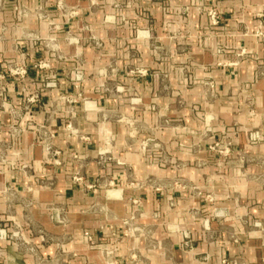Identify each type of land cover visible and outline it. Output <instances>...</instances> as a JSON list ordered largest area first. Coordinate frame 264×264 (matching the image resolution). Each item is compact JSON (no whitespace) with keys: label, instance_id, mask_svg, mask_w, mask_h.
Wrapping results in <instances>:
<instances>
[{"label":"crops","instance_id":"obj_1","mask_svg":"<svg viewBox=\"0 0 264 264\" xmlns=\"http://www.w3.org/2000/svg\"><path fill=\"white\" fill-rule=\"evenodd\" d=\"M223 259L264 264V0H0V264Z\"/></svg>","mask_w":264,"mask_h":264},{"label":"built area","instance_id":"obj_2","mask_svg":"<svg viewBox=\"0 0 264 264\" xmlns=\"http://www.w3.org/2000/svg\"><path fill=\"white\" fill-rule=\"evenodd\" d=\"M208 15H209V17L211 19V23L213 25L219 24L220 15L218 14L216 9H214V8L208 9ZM243 54H245V51H242V54H240V55H243ZM8 74L10 76L25 78L28 75V69L24 65L13 64L8 68ZM51 85H55V81L54 82H48L45 84L46 87L51 86ZM69 101H74V100L70 99ZM249 135H250V140L253 143H256V141L261 140V134L258 131H251ZM133 202L137 203L138 199H133ZM185 243L187 245H189L188 241H186ZM222 264H228V259H223Z\"/></svg>","mask_w":264,"mask_h":264},{"label":"rangeland","instance_id":"obj_3","mask_svg":"<svg viewBox=\"0 0 264 264\" xmlns=\"http://www.w3.org/2000/svg\"><path fill=\"white\" fill-rule=\"evenodd\" d=\"M96 44H100V42H96ZM149 74V72L147 71V70H145V69H136V70H129L128 71V75H129V78H135V77H138V76H147ZM82 79V74H80V73H78L77 74V80H81ZM51 82H54V81H51ZM55 85H56V83H55ZM55 85H51V87H55ZM48 87H50V86H48ZM115 90H118V88L117 89H115ZM119 91V90H118ZM70 99H68V101H69ZM249 137H250V135H249ZM261 140H262V136H261ZM260 140V141H261ZM260 141H256V143H258V142H260ZM253 143V142H252ZM229 144V143H228ZM134 203V202H133ZM135 204V203H134ZM262 224L260 223V222H257L256 223V227H259V226H261Z\"/></svg>","mask_w":264,"mask_h":264}]
</instances>
